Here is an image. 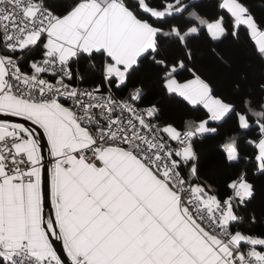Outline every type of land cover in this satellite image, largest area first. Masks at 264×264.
I'll return each instance as SVG.
<instances>
[{
    "label": "snow or ice",
    "instance_id": "1",
    "mask_svg": "<svg viewBox=\"0 0 264 264\" xmlns=\"http://www.w3.org/2000/svg\"><path fill=\"white\" fill-rule=\"evenodd\" d=\"M0 264H264V0H0Z\"/></svg>",
    "mask_w": 264,
    "mask_h": 264
}]
</instances>
